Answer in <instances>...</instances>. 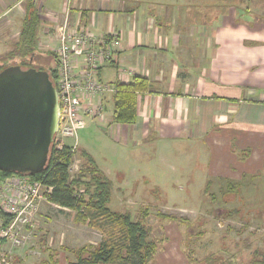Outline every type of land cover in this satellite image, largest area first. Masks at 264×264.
<instances>
[{
  "label": "crops",
  "instance_id": "crops-1",
  "mask_svg": "<svg viewBox=\"0 0 264 264\" xmlns=\"http://www.w3.org/2000/svg\"><path fill=\"white\" fill-rule=\"evenodd\" d=\"M209 1L0 0V65L13 53L30 5L40 21L39 53L55 54V27L65 17L92 35L114 33L116 60L101 65L98 78L126 84L139 76L147 89L136 94L133 122L113 121L112 94L103 98L105 117L86 121L135 158L127 166L130 177H144L149 169L253 177L264 159V19L245 26L231 9H209ZM225 16L231 17L227 24ZM151 151L149 163L139 157Z\"/></svg>",
  "mask_w": 264,
  "mask_h": 264
},
{
  "label": "rangeland",
  "instance_id": "rangeland-1",
  "mask_svg": "<svg viewBox=\"0 0 264 264\" xmlns=\"http://www.w3.org/2000/svg\"><path fill=\"white\" fill-rule=\"evenodd\" d=\"M206 4L209 9L210 5L224 7L225 13L231 9L245 26H258L259 23L252 22L264 19V0H212ZM230 19L225 16L224 23ZM49 52H35L32 61L11 53L1 65L45 68L48 64L54 65ZM87 119L77 133L69 175H82L83 181L89 180L88 162L81 155L85 147L90 152L87 155L113 186L107 206L117 212L129 211L134 219L139 218L143 209L149 211L146 219L152 227L149 239L158 243L149 264H182L181 259L186 264H205L202 260L211 253L214 257L231 259L235 264L264 261V159L256 161L261 163V169L253 177H209L202 172L197 176L194 171L177 176L176 172L149 169L144 177L132 178L127 166L135 158L123 155L120 144ZM65 142L69 144L73 140L68 138ZM139 157L149 163L152 151ZM238 180L243 182L240 190L234 195L225 194L228 181ZM41 201L33 217L31 239L25 248L17 251L23 254L21 259H12V264H54L55 260L67 264L74 259L71 250L99 242L101 233L84 222L75 221L74 211L61 210L47 203L48 200ZM188 255L195 261H190ZM19 259L22 262L18 263Z\"/></svg>",
  "mask_w": 264,
  "mask_h": 264
},
{
  "label": "trees",
  "instance_id": "trees-1",
  "mask_svg": "<svg viewBox=\"0 0 264 264\" xmlns=\"http://www.w3.org/2000/svg\"><path fill=\"white\" fill-rule=\"evenodd\" d=\"M39 23L37 10L31 5L28 6L18 41L12 50L23 60L27 57L32 58L30 61L34 60ZM49 54L54 65L48 64L45 68L37 69L47 71L54 82L57 77L56 55L53 51ZM5 67L0 65V71ZM115 88L116 91L112 94L113 121L131 123L136 118V94L147 89L146 79L135 76L129 83H115ZM81 155H84L88 162L90 176L88 181H83L82 175L70 177L69 166L72 158L70 147L63 145L56 148L55 143L50 147L48 160L42 171L22 174L31 181H42L43 184L50 186L51 191L47 194L49 202L74 211L75 221L84 222L101 233L98 243L82 245L76 250H71L74 259L69 260L67 264H149L158 249V243L149 239L152 230L146 223L149 211L143 209L139 218L134 219L129 211L111 210L107 206L111 197V181L97 168L86 152L82 151ZM1 173L8 175L13 172ZM241 186L242 181H228L224 193L234 195ZM0 216L4 224L8 223L10 218L8 215L0 211ZM171 220L174 221V218ZM188 259L195 261L192 257L190 259V255ZM202 261L205 264H235L231 259L214 257V253L207 255ZM259 264H264V261Z\"/></svg>",
  "mask_w": 264,
  "mask_h": 264
},
{
  "label": "built area",
  "instance_id": "built-area-1",
  "mask_svg": "<svg viewBox=\"0 0 264 264\" xmlns=\"http://www.w3.org/2000/svg\"><path fill=\"white\" fill-rule=\"evenodd\" d=\"M55 30L57 77L53 83L59 95V122L54 143L56 148L67 145L72 152L85 117L103 119L104 95L116 91L115 84L100 81L97 74L101 65L116 60L117 39L114 33L96 36L83 27H71L67 17ZM68 138L73 142L67 144ZM50 191L42 181L15 172L3 175L0 170V211L10 217L4 224L0 216V264H12L14 254L28 245L38 204L47 200Z\"/></svg>",
  "mask_w": 264,
  "mask_h": 264
},
{
  "label": "water",
  "instance_id": "water-1",
  "mask_svg": "<svg viewBox=\"0 0 264 264\" xmlns=\"http://www.w3.org/2000/svg\"><path fill=\"white\" fill-rule=\"evenodd\" d=\"M58 122V90L47 71L20 65L0 71L1 171H42Z\"/></svg>",
  "mask_w": 264,
  "mask_h": 264
}]
</instances>
